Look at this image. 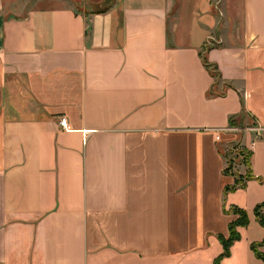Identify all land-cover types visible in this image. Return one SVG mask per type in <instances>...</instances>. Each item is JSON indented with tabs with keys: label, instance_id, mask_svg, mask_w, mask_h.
I'll return each instance as SVG.
<instances>
[{
	"label": "crops",
	"instance_id": "1",
	"mask_svg": "<svg viewBox=\"0 0 264 264\" xmlns=\"http://www.w3.org/2000/svg\"><path fill=\"white\" fill-rule=\"evenodd\" d=\"M61 1L0 0V264H264V0Z\"/></svg>",
	"mask_w": 264,
	"mask_h": 264
},
{
	"label": "trees",
	"instance_id": "2",
	"mask_svg": "<svg viewBox=\"0 0 264 264\" xmlns=\"http://www.w3.org/2000/svg\"><path fill=\"white\" fill-rule=\"evenodd\" d=\"M108 2H109L108 6H106L105 8L103 7L99 10L100 11L106 10L111 5L112 0H109ZM200 60H201V64L207 70L209 75L213 79L216 80L218 77H217V72H216L215 67L212 64L207 63V61L204 59V57L202 55L200 56ZM229 126H232V124L229 123ZM238 128H241V126ZM249 157H250V152H249V156H248L246 175L240 176V178H239L241 180L240 182L237 180L236 177H234L232 185L225 186L223 188V194L234 192L237 189H242L247 181L254 179L252 174H251V171H250ZM223 173H224V170H223ZM262 207H264V204H260V205L255 206L252 210V214H253L254 218L256 219V221L258 222V224L260 226L264 227V218H263L262 214H260V212H259V209ZM228 210L229 211L231 210L233 214L237 215L238 219L229 222V224L227 226L228 235H227L226 239H223L221 237L218 238V240L221 244V247H222V253L213 261V264H219L220 260L223 257H226L228 255L229 247L231 246V244L234 241L238 240L239 236H238V233L236 231V228L237 227H245L247 225V215H246L245 211L238 209L236 207H230V208H228ZM251 250H252L253 254L255 255V257H257L258 259H260L264 262V257L257 253L254 246H251Z\"/></svg>",
	"mask_w": 264,
	"mask_h": 264
},
{
	"label": "rangeland",
	"instance_id": "3",
	"mask_svg": "<svg viewBox=\"0 0 264 264\" xmlns=\"http://www.w3.org/2000/svg\"><path fill=\"white\" fill-rule=\"evenodd\" d=\"M58 1L61 0H56ZM71 3L72 1L69 0ZM75 1V0H74ZM73 1V9L77 13H86L91 9L94 8H105L108 6L109 2L106 4L105 0H77L78 2ZM62 2V1H61ZM112 3V2H111ZM88 7H87V6ZM244 127H248L250 125L249 122L246 121V123H242ZM238 128V127H237ZM236 128V129H237ZM229 129H235V128H229ZM236 129L233 132H229L230 135L228 139V143H221L220 150L221 155L223 156L224 161V173L226 175H231L237 178V180L240 182L239 179L240 176L246 175L247 172V162H248V156L249 151L241 144H239V131H236ZM262 208L259 209V212H261ZM228 214H231L235 217V220L238 219V216L233 214L232 211L227 210ZM261 214V213H260Z\"/></svg>",
	"mask_w": 264,
	"mask_h": 264
},
{
	"label": "built area",
	"instance_id": "4",
	"mask_svg": "<svg viewBox=\"0 0 264 264\" xmlns=\"http://www.w3.org/2000/svg\"><path fill=\"white\" fill-rule=\"evenodd\" d=\"M59 126L62 127V128H65V122H64V119L61 118L58 122ZM236 129V128H235ZM235 129H226L224 130L223 132H233ZM244 130H250L248 127H241V128H237L236 131H239V132H242ZM218 133H221V131H218L214 137V139L217 141L219 140V136H218Z\"/></svg>",
	"mask_w": 264,
	"mask_h": 264
},
{
	"label": "water",
	"instance_id": "5",
	"mask_svg": "<svg viewBox=\"0 0 264 264\" xmlns=\"http://www.w3.org/2000/svg\"><path fill=\"white\" fill-rule=\"evenodd\" d=\"M109 0H105V3H107Z\"/></svg>",
	"mask_w": 264,
	"mask_h": 264
}]
</instances>
